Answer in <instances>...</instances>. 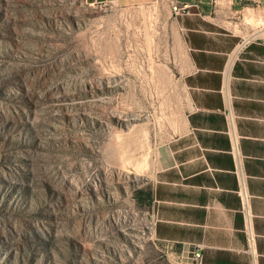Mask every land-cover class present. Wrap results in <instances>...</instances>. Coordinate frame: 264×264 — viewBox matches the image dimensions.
I'll list each match as a JSON object with an SVG mask.
<instances>
[{"label":"rangeland","instance_id":"374dc122","mask_svg":"<svg viewBox=\"0 0 264 264\" xmlns=\"http://www.w3.org/2000/svg\"><path fill=\"white\" fill-rule=\"evenodd\" d=\"M169 11L0 0V264H173L153 182L184 89Z\"/></svg>","mask_w":264,"mask_h":264},{"label":"crops","instance_id":"0c3cea01","mask_svg":"<svg viewBox=\"0 0 264 264\" xmlns=\"http://www.w3.org/2000/svg\"><path fill=\"white\" fill-rule=\"evenodd\" d=\"M86 1L169 11L164 52L184 100L152 188L160 246L184 261L201 246L206 264H264V0ZM176 1L191 13L176 18Z\"/></svg>","mask_w":264,"mask_h":264},{"label":"built area","instance_id":"2783aa9c","mask_svg":"<svg viewBox=\"0 0 264 264\" xmlns=\"http://www.w3.org/2000/svg\"><path fill=\"white\" fill-rule=\"evenodd\" d=\"M192 6L189 4H183L180 1H176L173 4V12L176 18L185 16L191 13ZM244 191V189H243ZM246 201V198H245ZM173 264H206L204 248L199 247L193 254L190 261H184L182 259H175Z\"/></svg>","mask_w":264,"mask_h":264}]
</instances>
